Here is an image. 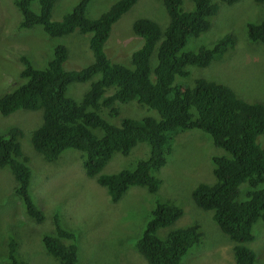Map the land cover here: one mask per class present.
Listing matches in <instances>:
<instances>
[{"label":"trees","instance_id":"obj_1","mask_svg":"<svg viewBox=\"0 0 264 264\" xmlns=\"http://www.w3.org/2000/svg\"><path fill=\"white\" fill-rule=\"evenodd\" d=\"M90 1L78 0L71 11L54 20L51 10L55 0H12L21 16L18 29L39 25L51 37L75 30L90 33L93 60L81 68L66 69L67 47L62 43L54 45L52 57L41 67L20 54L19 79L23 82L0 95V114L40 109L41 123L30 138L33 148L49 162L65 149L80 151L84 173L102 186L110 202L118 201L130 186L156 193L161 183L158 172L166 163L175 135L190 129L207 133L223 153L212 157L213 181L199 182L192 190V199L201 209L211 210L219 228L233 240L236 264H253L256 254L246 243L255 238L254 223H264V185L260 186L264 183V146L258 141L264 132V102L247 101L217 80L196 78L186 87L175 82L176 77L189 75L188 67L207 66L234 47L233 35L225 34L209 47L183 50L190 36L208 29L209 18L219 3L239 0H191L193 8L189 10L183 9V0H163L169 16L164 30L150 18L133 21V31L143 42L132 51L128 65L114 61L104 45L113 24L137 0H116L95 18L85 15ZM246 27L249 41L264 44V20L249 21ZM158 41L153 78L150 56ZM96 75L98 78L91 80L80 100L66 94L72 82L88 81ZM131 100L156 111L158 117L127 116L116 125L99 113L100 109H107L108 116L115 117L119 114L117 103ZM4 132L0 133V169L7 168L13 176L14 195L27 216L35 223H43L45 214L30 190L29 158L19 140L23 131L13 125ZM138 144L145 156L134 157L127 164L131 166L101 173L115 153L128 156ZM242 183L247 186L246 196L241 198ZM182 214L174 198L156 202L135 244L149 264H180L182 257L199 243L203 234L199 224L172 227ZM51 218L55 229L43 234L42 252L49 264H76L78 246L74 232L61 226L58 211ZM160 228H168L163 237L158 235ZM6 236L0 250L1 264H33L35 257L30 261L28 254L20 252L15 232L8 230Z\"/></svg>","mask_w":264,"mask_h":264},{"label":"rangeland","instance_id":"obj_2","mask_svg":"<svg viewBox=\"0 0 264 264\" xmlns=\"http://www.w3.org/2000/svg\"><path fill=\"white\" fill-rule=\"evenodd\" d=\"M77 1L55 0L51 10L52 19H61L72 10ZM114 1L116 0H91L86 6L85 15L95 18ZM182 6L184 10H189L193 8V3L191 0H183ZM140 17L156 21L162 30L169 22L163 0H137L113 24L104 45L107 54L114 61L128 65L132 51L141 46L143 40L132 28L133 21ZM262 17L264 2L239 0L232 4L219 3L216 13L209 18L208 29L197 36H190L183 50L197 51L201 46L209 47L225 34L233 35L234 47L228 48L230 50L221 59L214 60L207 66L188 67L189 75L176 77L175 82L186 87L192 85L196 78L217 80L230 86L247 101L264 102V44L249 41L246 31V23L264 20ZM20 18L12 0H0V95L23 82V79H19L22 68L20 54L27 55L35 66L41 67L52 57L54 45L62 43L67 47V59L64 62L66 69L81 68L93 60L88 43L90 33L75 30L60 37H51L39 25L18 29ZM158 45L159 41L150 56L153 78ZM127 59L128 62H125ZM97 78L98 75L88 81L72 82L66 94L80 100L90 87L91 80ZM117 106L119 114L115 117H109L107 109H100L99 113L116 125L121 118L127 116L158 117L156 111L140 106L133 100L117 103ZM153 111L155 115L152 114ZM41 120L40 109H19L7 116L0 114V133L4 134L13 125L23 131L19 140L23 152L29 158L32 171L30 190L45 214L43 223L39 224L27 216L21 201L14 195L13 176L7 168H1L0 250L4 247L3 241L7 238L8 230H13L20 240L19 250L24 256L28 254L30 261L35 257L33 264H49L50 260L42 252V236L54 231L51 216L58 211L61 226L72 230L76 236V264H149L136 249V240L156 202L162 198H174L183 214L172 227L197 223L203 233L199 243L182 257L180 264H236L233 240L219 228L213 219V212L201 209L192 199V190L199 182L213 181L212 157L223 153L222 149L214 146L207 133L190 129L175 135L166 163L158 172L161 183L156 193H150L145 187L130 186L118 201L110 202L102 186L84 173L80 151L65 149L55 160L49 162L33 148L31 134ZM258 141L264 146V132L258 136ZM140 144L128 156L115 153L101 173H112L122 166H131L127 164L134 157L137 159L145 156L141 155ZM135 162L136 160L132 166ZM246 186V183L240 185L239 197L246 196ZM167 229L160 228L158 235L163 237ZM253 233L254 240L246 245L256 254L253 264H264V223H254ZM2 260L0 257V261Z\"/></svg>","mask_w":264,"mask_h":264},{"label":"clouds","instance_id":"obj_3","mask_svg":"<svg viewBox=\"0 0 264 264\" xmlns=\"http://www.w3.org/2000/svg\"><path fill=\"white\" fill-rule=\"evenodd\" d=\"M39 206V205H38Z\"/></svg>","mask_w":264,"mask_h":264}]
</instances>
